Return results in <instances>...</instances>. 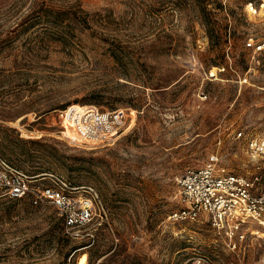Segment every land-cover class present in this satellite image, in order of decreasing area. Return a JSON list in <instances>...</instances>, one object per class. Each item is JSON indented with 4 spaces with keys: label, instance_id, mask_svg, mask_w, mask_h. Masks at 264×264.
Returning <instances> with one entry per match:
<instances>
[{
    "label": "rangeland",
    "instance_id": "374dc122",
    "mask_svg": "<svg viewBox=\"0 0 264 264\" xmlns=\"http://www.w3.org/2000/svg\"><path fill=\"white\" fill-rule=\"evenodd\" d=\"M258 45L264 0H0V155L101 200L72 238L54 206L0 195V264H264L263 237L235 248L207 216H173L178 177L212 155L264 185L237 137L264 135ZM79 106L123 111L113 145L73 141Z\"/></svg>",
    "mask_w": 264,
    "mask_h": 264
},
{
    "label": "built area",
    "instance_id": "2783aa9c",
    "mask_svg": "<svg viewBox=\"0 0 264 264\" xmlns=\"http://www.w3.org/2000/svg\"><path fill=\"white\" fill-rule=\"evenodd\" d=\"M255 48L254 42L247 44ZM264 46L258 45L256 51ZM63 127L76 135L75 141L98 148L113 145L126 127L123 111H101L97 107H70L63 111ZM246 153L253 160H264V135L240 131ZM260 168V167H258ZM259 175L239 176L221 165L212 155L200 168H188L177 179L184 207L174 213L175 220L195 221L205 215L212 227L224 233L236 248L249 235L264 238V185ZM0 195L27 199L34 206L56 208L66 233L79 238L98 216L101 204L93 188L73 186L63 178L30 176L0 155ZM97 264H104L99 261ZM192 264H212L197 258Z\"/></svg>",
    "mask_w": 264,
    "mask_h": 264
},
{
    "label": "bare ground",
    "instance_id": "6f19581e",
    "mask_svg": "<svg viewBox=\"0 0 264 264\" xmlns=\"http://www.w3.org/2000/svg\"><path fill=\"white\" fill-rule=\"evenodd\" d=\"M71 134H72V136L71 137H73V138H75L76 137V135L74 134V133H72V132H70Z\"/></svg>",
    "mask_w": 264,
    "mask_h": 264
}]
</instances>
